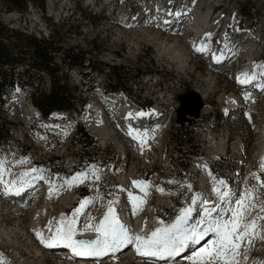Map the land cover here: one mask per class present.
Listing matches in <instances>:
<instances>
[{"label":"rangeland","instance_id":"obj_1","mask_svg":"<svg viewBox=\"0 0 264 264\" xmlns=\"http://www.w3.org/2000/svg\"><path fill=\"white\" fill-rule=\"evenodd\" d=\"M41 3L43 11L38 9ZM95 3L93 6L89 0H54V4L53 0H27L25 11L19 12L0 0V21L9 29L45 39L51 36L54 43L61 44V49L53 55L59 68L54 77L74 89L78 99L87 100L79 116L71 111L53 120L44 118L43 121L35 117L28 96L33 91L45 92L50 75L30 68L29 55L22 56L23 63L15 71L18 77L27 78L30 84L22 89L15 88L4 108L0 107V119L5 118L12 123L8 140L0 142V176L6 178L14 174L25 187L34 170L46 179L41 187L35 189L32 186L24 199L17 200L28 202L32 198L37 199L28 216L31 218L35 212L42 211L43 219L38 224L43 232L52 234L60 209L67 216H73L81 203L74 202L76 193L83 191V200L93 203V210L86 219L89 224H94L93 227L100 223L109 207L115 215L117 208L123 207L130 222L140 218L138 234L148 236L156 228L173 224L181 209L191 208L190 219L193 218L195 206L204 197L207 203L199 211V221L206 217L204 209L213 208L215 211L207 218L222 216L230 219L231 212L226 210L236 207L235 201L250 191L252 207L245 221L264 217V211H261L264 208V186H261L264 185V170L260 159L264 144V74H261L264 69L260 67L264 65V0H117L113 4V12L111 6L103 4V0H95ZM160 8L158 18L152 19ZM212 9L215 15L210 17ZM184 11L188 14L186 20L181 13ZM177 13L180 19L176 21V31L167 33L162 24L168 23L169 16ZM203 16H206L208 24H215L214 28L218 29L213 36L210 35V45L220 42L228 50L226 56L234 61L233 67L227 61L214 67L212 61L195 54L189 56L192 44L189 46L188 42L195 40L197 18L201 26L197 27L204 34L203 38L208 36L201 22ZM177 40L182 42L187 59L192 61L184 70L178 69L158 50L157 44L165 42L164 47L172 44L174 47L170 50H175ZM68 49L74 53L87 52L84 67L66 66L61 54ZM97 67L104 69V77L96 75ZM113 67L120 68L114 72L122 73L123 84L116 96H106L104 91L112 80ZM243 69L249 77L253 73L257 77L248 83H239L237 77ZM23 70H27L25 75ZM192 90L206 96L202 99V114L180 126L176 120L180 106L178 97ZM231 95L244 101L243 109L235 118L225 116L228 103L223 98ZM120 105L127 107L128 112L137 108L150 116L153 111L161 109L166 115L168 122L150 141L147 153L136 151L128 139L131 125L128 124L130 121L124 123V120L129 114L123 112ZM94 106L105 112L101 119L108 121L99 127L101 129L97 127L95 118L87 121ZM100 112L99 109L98 114ZM158 125V122L150 120L147 123L148 135L156 131ZM80 126L93 142L92 146L84 148L89 139L81 136ZM112 129L116 132H111ZM221 141L224 145L219 149L217 145ZM234 146H237L235 151L232 149ZM204 165H208L205 174ZM75 172L86 173L92 181L67 188L65 180ZM133 181H144L147 195L143 197ZM220 181L224 183L220 184ZM2 189L0 187V198ZM69 189H72L70 194ZM225 192L230 195L221 200ZM130 197L144 201L133 213L127 206ZM193 197H196L195 204ZM113 198L119 199V203L116 204ZM4 201H0L2 264H81L62 252L51 253L39 248L38 241L29 239L33 238L30 227L36 220L31 221L29 217L17 220V217L8 215L14 210L12 207L16 201L7 200V209L1 205ZM19 223H23L24 230L27 229V238L18 231ZM256 224L255 235L241 242L236 264H264V219H258ZM203 226L198 225L200 229ZM208 237L209 234L202 239L201 247L207 244L210 238L204 241ZM192 249L183 255L185 259L167 264H192L187 259L192 255L189 253ZM94 264L162 263L138 258L127 250L118 254L110 252V257Z\"/></svg>","mask_w":264,"mask_h":264},{"label":"snow or ice","instance_id":"obj_2","mask_svg":"<svg viewBox=\"0 0 264 264\" xmlns=\"http://www.w3.org/2000/svg\"><path fill=\"white\" fill-rule=\"evenodd\" d=\"M176 15H179L177 13ZM211 35V34H207ZM206 49L201 46L197 51H205ZM215 58V57H214ZM264 69V65L260 66ZM261 74H264L262 72ZM245 79L238 78L240 83H248L251 79H255V73L251 77L244 74ZM137 115H144L138 113ZM132 134L131 132L129 133ZM261 168L264 170V158H262ZM35 171V170H34ZM27 175V173H24ZM83 173L77 174L68 182L80 180L82 182ZM0 183H3L0 178ZM14 183V182H13ZM223 184V181L219 182ZM133 185L140 187L143 191L147 187L144 181H133ZM264 186V185H261ZM162 191V189H157ZM11 188L6 186L5 194H9ZM20 190L17 189V193ZM50 189V193H51ZM214 191L218 189L214 188ZM147 195V193H145ZM230 194L225 192L221 195V200H224ZM252 193L246 191L239 199L235 201L236 207H230L226 211L231 212L230 219L220 218H207L211 217V212L215 208L206 210V217H202L200 221L191 227H185L187 224L191 208L181 209V214L177 216L176 221L164 228H156L148 236L129 234L127 228L122 225L114 214V210L109 207L108 212L98 225L95 226L94 231L98 234L94 240H74L75 235L74 219L68 220L65 224L64 220L58 222L56 232L45 241L40 231L36 232L37 238L46 247H55L63 245L71 248L72 252L77 256H102L107 252H114L126 247L130 244H135L137 254L146 257H157L164 259L165 257H175L185 250L189 244H199V242L212 233L216 239L209 240L207 244L198 250L194 251L191 256L187 257L192 264H236L235 258L239 254L241 242L248 237L255 235L254 229L257 227L256 221L264 219V217L257 216L251 221H245V216L252 205L250 204V197ZM133 201L134 208L138 207L137 201L143 203L144 201L137 197H130ZM89 203V201H82L80 207L75 210L78 215L81 210ZM193 203H196V197H193ZM207 203V201H204ZM264 211V208L261 209ZM204 225L202 229L197 230V225ZM87 228H92L89 224ZM251 241L249 240V243Z\"/></svg>","mask_w":264,"mask_h":264},{"label":"bare ground","instance_id":"obj_3","mask_svg":"<svg viewBox=\"0 0 264 264\" xmlns=\"http://www.w3.org/2000/svg\"><path fill=\"white\" fill-rule=\"evenodd\" d=\"M67 3V2H66ZM53 4H54V0H53ZM163 9V8H162ZM161 12V8L160 9H157L156 10V14H154L153 18L152 19H157L158 18V15L160 14ZM164 12V11H163ZM185 15V20L187 19L188 17V14L184 11V12H181ZM162 14V13H161ZM205 15V14H204ZM208 15V14H207ZM218 15V14H217ZM182 16V15H181ZM192 16V15H191ZM219 16V15H218ZM209 17V16H208ZM162 18V17H161ZM190 18V17H189ZM180 19L179 15H173V16H169V18L167 19L168 20H171V23L169 24H173V27L174 24H176V21H178ZM195 19V18H194ZM207 18L206 16H203V18H201V22L205 25V29L207 31L208 34H212L216 28L215 27V24L214 25H210L207 23ZM155 21V20H154ZM194 21V20H193ZM173 22V23H172ZM189 22V21H188ZM160 23V22H159ZM200 20L197 18V21L195 23V26L196 28L194 29V32H195V40L192 42H188L189 46L192 44L191 48H190V52L188 53L189 56L191 57L192 54H195L197 56H200L202 59H207L209 61H212L213 62V65L214 66H219L220 64L224 63L225 61V55H226V48H224V46H222L221 44L217 43L215 45H210L209 44V35L204 39L203 38V33L202 31L199 29L200 26ZM192 24V23H191ZM203 24H202V27H203ZM124 25V24H123ZM168 25V24H167ZM194 25V23H193ZM199 25V27H197ZM228 28V27H227ZM231 28V27H230ZM186 29V28H185ZM187 30V29H186ZM189 30V28H188ZM176 31V30H175ZM174 31V32H175ZM192 31V30H191ZM171 33V32H170ZM186 34V33H185ZM203 34V35H202ZM231 34V32H230ZM163 35V34H162ZM222 35V34H221ZM229 37V36H228ZM177 38V37H176ZM222 40V39H221ZM166 43V42H165ZM164 43V44H165ZM178 43L177 45H175V50H170V47H174L172 44L167 45L164 47V44H157L158 45V50L161 51L160 55H163L165 56L169 61H171V63L175 64L178 69H181V70H184V68L187 67V64L189 63V61H191V59H187V54L184 53L185 50L183 49L184 46L182 47V42H177ZM187 43V42H186ZM222 43V42H221ZM203 46L206 50L205 51H197V48L198 47H201ZM186 49V48H185ZM188 49V48H187ZM241 53V52H240ZM215 57V58H214ZM200 60V58L198 59ZM238 60V59H237ZM192 62V61H191ZM211 63V62H210ZM239 63V62H238ZM237 63V64H238ZM169 64V63H168ZM228 65V64H227ZM110 68V67H109ZM208 68V66H207ZM222 68V67H221ZM238 68V66H237ZM210 69V68H209ZM231 69V68H230ZM218 72V71H217ZM224 72V71H223ZM227 72H230V71H227ZM248 72V71H247ZM244 74H247L246 73V69H243L241 71V73L239 74V76L237 77V79H245V76ZM214 75V74H212ZM249 75V73H248ZM176 79V78H175ZM147 80V79H146ZM172 84V83H171ZM176 85L179 87V82L176 83ZM237 86H238V83H237ZM168 87V86H167ZM15 88H18V86H15ZM14 88V89H15ZM174 88V87H173ZM181 88V87H180ZM164 89V88H163ZM176 89V88H175ZM178 89V88H177ZM262 89V88H261ZM264 89V88H263ZM160 90V89H159ZM168 90V89H166ZM171 90V89H170ZM165 91V90H164ZM174 91V89H173ZM199 91V90H198ZM196 92V91H195ZM241 93V92H240ZM165 94V93H164ZM168 94V93H167ZM171 94H173L171 92ZM161 95V94H160ZM166 95V94H165ZM10 96V95H9ZM9 96H4L3 98L6 100ZM163 96V95H161ZM242 96V95H241ZM206 96L205 95H201V98H205ZM240 98V97H239ZM237 96H227V97H224L223 100L227 101L228 105H227V111L225 113V116H229L230 117H237V113H239L241 111V109L243 107H241L240 104L244 105V101L240 100ZM166 99V98H165ZM168 99V98H167ZM252 99V98H251ZM163 100V99H162ZM171 101V100H170ZM248 103V102H247ZM120 104V102H119ZM120 109H122L123 112H126L128 114H130L131 111H127V107H122V105H120ZM127 106V105H126ZM165 106V105H164ZM231 106H234V107H237V108H231L229 109ZM100 109V107H92L90 111H92V115H89L88 116H91V117H88V122L90 120H93V118H95V122L97 123V127H101L102 125H106L108 123V121L106 119H101V116H103L102 112H100L98 114V110ZM206 109V108H205ZM229 109V110H228ZM31 112L33 113V115L37 118H39L40 120H43L44 121V118L39 114V112L34 108L32 107L31 108ZM202 111V110H201ZM71 112V111H70ZM90 113V112H89ZM243 113V112H242ZM202 114V113H201ZM221 114V113H220ZM93 116V117H92ZM240 118V117H239ZM46 119H52V118H46ZM45 119V121H46ZM222 119V118H221ZM53 120V119H52ZM235 120V119H234ZM226 121V120H225ZM158 126L156 127V131L152 132L151 135H148V132H147V128L148 126L145 125V122H142V127H140L139 125H134L132 126L131 128L128 129V132L132 133L131 135L129 134V139L132 140L133 144H134V148L136 151L138 152H143L144 153H147L149 150H150V141L155 139L158 132L162 131L164 129V126L166 125V123L168 122V119H166V116L165 118L163 119H159L158 121ZM151 124V123H150ZM90 125V124H89ZM94 125V124H93ZM145 125V126H144ZM103 127V126H102ZM101 129V128H99ZM70 131V130H69ZM68 131V132H69ZM111 132H116L115 130L112 129ZM128 134V133H127ZM262 139H263V142H264V133L262 134ZM123 143V142H122ZM227 143V142H226ZM121 145V144H120ZM224 143L221 141L220 143H218V148L220 149L221 147H223ZM124 147V146H123ZM126 148V147H124ZM239 148V147H238ZM232 149L237 150V146H234ZM261 157L263 158L264 157V144L261 148ZM260 158V159H262ZM196 168V167H195ZM207 168H208V165H204V168H203V174H205L207 171ZM38 169V168H37ZM30 170V169H29ZM79 172V171H78ZM78 172H75L73 174H71L66 180H65V184H66V187L70 188H74L75 186H78V185H81V184H85L87 181L91 182L92 180H90L89 177H87V174L86 173H83V178H82V182L80 180H77L75 182H72L71 185L68 183L70 181H72V178L74 176H77V174H81V173H78ZM2 173V172H1ZM205 176V175H204ZM46 177V176H45ZM0 178H2L0 176ZM3 180V183H0V187H2V196L0 198V201L5 199L4 202H2L1 205H5L4 209H7V200H9V202L11 200H14L16 201L15 202V205H13L12 208H14V210H11V213H8L11 214L12 216L14 217H17V220H21L23 217H29V219L31 221L33 220H36L34 221V224L30 227L31 231L32 232V237L33 238H30L29 236V239L32 240V242H36L38 241V246L39 248L45 250V251H52L51 253L53 252H62L63 255H69L70 257H74V259H77L79 262L78 263H87V262H90L91 263H97V262H100V261H103V260H106L108 257H110V252L109 253H106L102 256H77L75 255L71 248H68V247H65L63 245H58V246H55V247H46L44 244L41 243L40 239L37 238V235H36V232L37 231H40L42 233V236L44 238L45 241H48V239L56 232V229L58 227V222L61 221V220H64L65 221V224L68 220H71V219H74L76 221V223L74 224V228H75V235L73 236V239L74 240H94L96 239L97 237V234L96 232H94V224L92 225V228H87L86 226L89 225L88 221L86 220L87 219V216L90 215V213L92 212V208H93V203L92 201L89 200V203H87V205L81 210V212L77 215L75 210L79 207H77L74 212H73V216H67L66 213H64L63 211H61L60 209V212L61 214L58 216L56 222H55V229L54 231L51 230V232H53L52 234H47L45 232H43V230H41L39 224H38V221L40 220V223H41V219H43V215H40L42 213V211H37L35 212L34 210V214L31 216H28V213L33 209V206L36 204V198H32L31 200H29L28 202H18L17 200H21V197L23 196H27V193L28 191H24V192H18L17 193V189H19L20 191L23 190L22 189V183L19 181L16 180V177L14 174L12 175H9L8 177L6 178H2ZM14 182V183H13ZM23 182V181H22ZM44 182H46V179H43L40 175V172L39 171H34V172H31L30 176H29V180H28V184L26 185V188H29L31 189L32 186L37 187V186H40L41 184H43ZM57 182V181H56ZM132 182V181H131ZM68 183V185H67ZM25 185V184H24ZM50 185V184H49ZM48 185V188H51L50 186ZM6 186H8L9 188H11V191L9 192V194H5V188ZM133 186V185H132ZM41 187V186H40ZM43 187V185H42ZM137 190L139 192H141L143 194V197L145 195V193H147V187L144 188V190L142 191L140 187H136ZM36 189V188H35ZM42 190V189H40ZM70 190V189H69ZM72 190V189H71ZM71 190L70 192H68L69 194L71 193ZM41 193V192H40ZM39 193V194H40ZM24 194V195H23ZM161 194V192H160ZM166 195V194H165ZM164 195V196H165ZM43 196V194H42ZM168 196V195H167ZM69 197V196H68ZM116 197V195H115ZM118 197V195H117ZM147 197V196H146ZM32 201V202H31ZM82 201H87V200H82ZM81 201V202H82ZM113 201L118 204L119 203V199L117 198H113ZM201 201V199H200ZM198 201L199 204H201V202ZM67 203H69L68 205H70L71 203L68 202V198L66 200ZM72 202V201H71ZM14 203V202H13ZM12 203V204H13ZM138 203V207L136 208H140V203L139 201H137ZM81 204V203H80ZM115 204V205H116ZM65 205V204H64ZM119 206V205H118ZM127 206L129 207L128 210L130 209V211L133 213L134 210L136 208H134L133 206V201L132 199L130 198L129 199V204H127ZM126 206V207H127ZM64 208V207H63ZM195 208H197L195 206ZM127 209V208H126ZM117 214L115 215L117 217V219L119 220V222L125 226V228L128 229L129 231V234L132 235V236H136V235H139V230L140 229V218L136 219L134 222H130V220L127 218V210L123 209V207H118L117 208ZM206 210L208 209H204L203 211L206 212ZM9 211V210H8ZM59 211V210H58ZM141 211V209H140ZM59 212V213H60ZM136 214V213H135ZM138 214V213H137ZM141 215V214H140ZM49 218V217H48ZM133 218V217H132ZM137 218V217H136ZM89 219V218H88ZM54 220V221H55ZM47 221V220H46ZM97 222V221H96ZM134 223V224H133ZM22 224L23 223H19L18 224V227H19V230L18 231H21V235L22 237H26L27 238V235H26V230L27 229H23L22 227ZM21 227V228H20ZM210 238V239H209ZM206 239V238H205ZM215 240L216 237L212 234V233H209V237L204 241V243L207 241V240ZM35 240V241H34ZM203 241L199 242V244H196L194 246V244H189L188 247L185 248V250L183 252H181L178 256H175V257H165L164 259H160V258H157V257H146V256H142V255H139L137 254L136 250H135V244H130L128 245V247L125 249L124 247L121 248L120 250H117V251H114L112 253H123V252H126L127 250L129 252H134L136 254V256L138 258H144V259H149V260H153V261H158V262H161L162 264H167V263H176L178 262L180 259H183L184 258V254L189 251L190 248H193L192 251H190L189 253H193L194 251L198 250L199 248H201V244H202ZM36 245V244H35ZM203 245V244H202ZM206 245V244H205ZM200 246V247H198ZM198 247V248H197ZM37 248V246H36ZM42 250V252H44ZM68 251L70 252L69 254ZM189 253L187 255H189ZM60 255V254H59ZM114 255V254H113ZM133 255V254H132ZM187 255L185 257H187ZM181 256V257H180ZM183 256V257H182ZM180 257V258H179ZM68 258V257H67ZM185 259V258H184ZM76 261V260H75ZM0 264H2V258L0 257ZM89 264V263H87Z\"/></svg>","mask_w":264,"mask_h":264},{"label":"trees","instance_id":"obj_4","mask_svg":"<svg viewBox=\"0 0 264 264\" xmlns=\"http://www.w3.org/2000/svg\"><path fill=\"white\" fill-rule=\"evenodd\" d=\"M6 6L11 9L24 12L26 8L27 0H2ZM41 11L44 10L43 4L38 7ZM245 14V13H244ZM248 16V13H246ZM51 27H55L51 25ZM56 34L53 33V37ZM61 44L54 43L53 38L37 39L32 34L20 33L16 30L9 29L6 25L0 21V107L4 108L6 100L4 96H9L15 86L20 88L26 87L30 84L27 78H20L16 73V69L21 67L23 63V55L26 53L30 58V68L48 73L50 75L48 81V88L45 92L35 93L34 91L29 94L31 104L41 113L45 118L49 117L52 112L63 111H75L78 115L81 114L85 100H80L74 93V89L68 87V85L58 77H54V74L59 72L55 57L58 51L61 49ZM63 62H67L68 68L84 67V56L87 55L86 51H78L74 53L72 49H68L62 52ZM79 61V62H78ZM89 65V64H88ZM88 65L86 67H88ZM104 67V66H103ZM109 68V67H108ZM111 82L108 84L107 93H118L121 91L120 86L123 84L122 73H115V70L120 68H111ZM96 72L103 73L102 67L95 68ZM27 73V70H23V75ZM105 75V74H104ZM79 105V106H78ZM82 107V108H81ZM0 142L5 141L9 137V126L12 125L5 118L0 119ZM80 133L82 137L88 140L87 144H84V148L92 146L93 142L83 132L80 126Z\"/></svg>","mask_w":264,"mask_h":264},{"label":"water","instance_id":"obj_5","mask_svg":"<svg viewBox=\"0 0 264 264\" xmlns=\"http://www.w3.org/2000/svg\"><path fill=\"white\" fill-rule=\"evenodd\" d=\"M180 106L176 113L177 123L182 126L186 121L197 119L203 107L200 96L195 91H189L178 97Z\"/></svg>","mask_w":264,"mask_h":264}]
</instances>
